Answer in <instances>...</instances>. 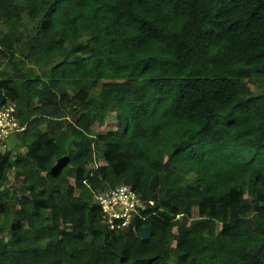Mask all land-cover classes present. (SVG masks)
<instances>
[{
    "label": "trees",
    "instance_id": "1",
    "mask_svg": "<svg viewBox=\"0 0 264 264\" xmlns=\"http://www.w3.org/2000/svg\"><path fill=\"white\" fill-rule=\"evenodd\" d=\"M4 63L0 264H264V0H0Z\"/></svg>",
    "mask_w": 264,
    "mask_h": 264
},
{
    "label": "clouds",
    "instance_id": "2",
    "mask_svg": "<svg viewBox=\"0 0 264 264\" xmlns=\"http://www.w3.org/2000/svg\"><path fill=\"white\" fill-rule=\"evenodd\" d=\"M3 97H4V93H3ZM3 102H4V100H3ZM3 102L0 105V108L6 106L8 104L13 105V103H10V102H6V104H3ZM13 107H14V114L13 115H14V117H16V107H15V105H13ZM95 127L96 126H94L92 128L94 132H95V130H94ZM115 128H116V124H115V126H113V128L109 127L108 129H111L114 131ZM24 129H25V125H20L16 119V127H14L12 130H9L7 136L3 140H0V149L7 148V147H5V142L12 136L17 137V135L19 133H21ZM60 162H62V161L61 160L57 161L56 165H59ZM121 186L127 187L131 191V193L133 195L132 206L127 205L126 209L117 206L116 209L114 210V212H107V210H105V208L103 207V205H104L102 202L103 197L109 191L114 190L115 188L121 187ZM94 199L99 204V206L102 210V213H103V218L106 219V221H107L106 224L110 229H126L131 225L132 221L135 218L142 217L139 213V209L142 206V202L140 200V197L128 185H124V184L117 185V186L110 188V189H107L101 193H97L94 195ZM150 204L152 205L153 202H150ZM114 221H117V223L115 224Z\"/></svg>",
    "mask_w": 264,
    "mask_h": 264
},
{
    "label": "built area",
    "instance_id": "3",
    "mask_svg": "<svg viewBox=\"0 0 264 264\" xmlns=\"http://www.w3.org/2000/svg\"><path fill=\"white\" fill-rule=\"evenodd\" d=\"M13 114L14 107L11 104L0 108V140L7 136L9 130L16 127V119ZM132 198L133 195L127 187H117L105 194L102 199L103 207L107 212H114L117 206L126 209L127 205L132 206Z\"/></svg>",
    "mask_w": 264,
    "mask_h": 264
},
{
    "label": "rangeland",
    "instance_id": "4",
    "mask_svg": "<svg viewBox=\"0 0 264 264\" xmlns=\"http://www.w3.org/2000/svg\"><path fill=\"white\" fill-rule=\"evenodd\" d=\"M4 72H7L8 76H10L12 74V69L8 66V63H4L3 65L0 66V78H6L7 77V75L4 74ZM250 86H251L252 89H254L252 85H250ZM115 124H116L115 123V119L110 118L104 124H102L101 126L97 125L94 130H95V132L105 131L109 127L113 128V126H115ZM15 146H16V144H15V137L14 136L10 137L5 142V147H7L8 150H11V149L14 150ZM10 181H12V183H14L12 178H10Z\"/></svg>",
    "mask_w": 264,
    "mask_h": 264
},
{
    "label": "water",
    "instance_id": "5",
    "mask_svg": "<svg viewBox=\"0 0 264 264\" xmlns=\"http://www.w3.org/2000/svg\"><path fill=\"white\" fill-rule=\"evenodd\" d=\"M3 100H4L3 92L0 90V105L2 104ZM150 235H151L150 229L144 228L140 233V238L142 240H146L150 237Z\"/></svg>",
    "mask_w": 264,
    "mask_h": 264
}]
</instances>
